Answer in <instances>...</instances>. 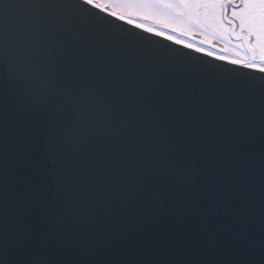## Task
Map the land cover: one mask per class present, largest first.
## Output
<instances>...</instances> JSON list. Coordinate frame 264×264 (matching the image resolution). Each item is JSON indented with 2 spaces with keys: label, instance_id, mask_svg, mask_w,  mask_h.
Wrapping results in <instances>:
<instances>
[{
  "label": "snow or ice",
  "instance_id": "6c2138e0",
  "mask_svg": "<svg viewBox=\"0 0 264 264\" xmlns=\"http://www.w3.org/2000/svg\"><path fill=\"white\" fill-rule=\"evenodd\" d=\"M96 13L260 77L225 81L214 95L155 80L128 100L134 121L87 128L82 106L69 127L66 110L47 97L54 85L69 100L94 95L97 75L109 67L106 53L70 41L100 33L90 23ZM176 14L247 40L252 58L216 56L134 19L167 22ZM0 37L23 42L29 65L20 76L7 48L0 55L17 80L11 94L0 93V264H72L53 256L73 253L87 258L83 264H120L96 258L101 245L155 257L132 264H264V131L257 156L242 108L246 98L264 99V0H6ZM42 144L51 156L62 145L74 155L57 158L54 199ZM93 213L107 218L101 231L62 226L68 216Z\"/></svg>",
  "mask_w": 264,
  "mask_h": 264
},
{
  "label": "water",
  "instance_id": "95a60500",
  "mask_svg": "<svg viewBox=\"0 0 264 264\" xmlns=\"http://www.w3.org/2000/svg\"><path fill=\"white\" fill-rule=\"evenodd\" d=\"M6 0H0L3 5ZM44 3L49 0H33ZM61 3H78L79 0H57ZM95 12V10H92ZM94 30L100 32H87L82 37L74 38L70 43L82 47H93L106 53L108 69L102 71L96 78V89L93 96L77 97L69 100L57 92L54 85L48 94V101L53 105L64 108L69 117V127L72 126L73 116L83 106L81 123L87 127H95L98 122H103L109 127H115L126 122L134 121V113L128 104V100L140 90L148 87L153 81L176 82L182 81L197 91L216 94L223 91L225 81L247 80L252 77L259 78L260 73L251 72L245 67H239L214 59L199 52H195L183 45L176 44L164 37L149 33L140 28L133 27L123 21L117 20L104 13H96L90 21ZM232 38L239 40L235 35ZM248 53L249 59L252 53L249 51V42L241 39ZM203 43V42H202ZM7 48L14 56L18 75H24L29 68L28 58L23 42H11L7 44L0 37V55ZM39 53L34 54V59ZM17 87V80L10 79L5 68L0 65V93L11 92ZM243 116L255 136L256 152L259 155L260 136L264 131V99L258 95L246 98L242 102ZM41 162L44 166L46 179L51 190V198L54 199L56 191V166L57 158L66 156L74 159L71 152H65L63 145L56 156L49 155L44 144L39 150ZM257 196L256 207L259 211V165L256 170ZM71 193V185L68 194ZM99 190L97 195H99ZM85 202L89 199V192L82 191ZM121 202L118 199L111 201L112 209H119ZM107 223V218L93 213L89 219H81L68 216L62 221V226L69 232H83L93 234L101 231ZM96 258L120 262V264H132L155 258L146 254L139 247L111 248L101 245ZM64 258L72 264H83L87 259L75 253L53 259ZM175 258V257H173Z\"/></svg>",
  "mask_w": 264,
  "mask_h": 264
},
{
  "label": "rangeland",
  "instance_id": "374dc122",
  "mask_svg": "<svg viewBox=\"0 0 264 264\" xmlns=\"http://www.w3.org/2000/svg\"><path fill=\"white\" fill-rule=\"evenodd\" d=\"M134 19L147 20L163 27L167 31L174 32L177 35H184L190 40L195 41L200 47L205 48L207 51H212L215 54L229 52L238 58L249 59L248 53L244 49L241 41L231 38L230 35L224 32L207 27L204 24L192 22L187 17H182L178 14L168 15L165 18L167 22L153 18L145 19L141 16H136ZM255 42V40L252 41V43ZM259 59L257 55V62H259Z\"/></svg>",
  "mask_w": 264,
  "mask_h": 264
},
{
  "label": "bare ground",
  "instance_id": "6f19581e",
  "mask_svg": "<svg viewBox=\"0 0 264 264\" xmlns=\"http://www.w3.org/2000/svg\"><path fill=\"white\" fill-rule=\"evenodd\" d=\"M136 23H142V24H145L146 27H150V28H154L156 31H163L165 32L167 35H171V36H174L177 40H183L185 41V43L187 44H194L196 47L200 48L199 45L196 44L195 41H192L190 40L189 38H187L186 36L184 35H177L176 33L174 32H170V31H167L166 29H164L163 27L159 26V25H156L154 24L153 22H150V21H147V20H139V19H135ZM227 56L229 57L230 59H236L238 58L237 56L229 53V52H223L221 54H216V56Z\"/></svg>",
  "mask_w": 264,
  "mask_h": 264
},
{
  "label": "flooded vegetation",
  "instance_id": "af4514ba",
  "mask_svg": "<svg viewBox=\"0 0 264 264\" xmlns=\"http://www.w3.org/2000/svg\"><path fill=\"white\" fill-rule=\"evenodd\" d=\"M231 37V36H230ZM232 38V37H231ZM239 41H241V43H242V40L241 39H239ZM242 45H243V43H242ZM244 47V46H243ZM244 49H245V47H244Z\"/></svg>",
  "mask_w": 264,
  "mask_h": 264
}]
</instances>
